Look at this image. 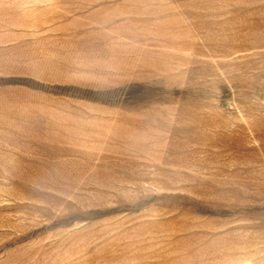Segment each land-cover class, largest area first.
<instances>
[{
	"label": "rangeland",
	"instance_id": "rangeland-1",
	"mask_svg": "<svg viewBox=\"0 0 264 264\" xmlns=\"http://www.w3.org/2000/svg\"><path fill=\"white\" fill-rule=\"evenodd\" d=\"M0 264H264V0H0Z\"/></svg>",
	"mask_w": 264,
	"mask_h": 264
}]
</instances>
